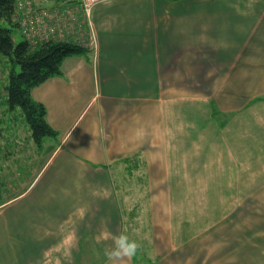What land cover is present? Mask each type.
I'll return each mask as SVG.
<instances>
[{"label": "crops", "instance_id": "obj_1", "mask_svg": "<svg viewBox=\"0 0 264 264\" xmlns=\"http://www.w3.org/2000/svg\"><path fill=\"white\" fill-rule=\"evenodd\" d=\"M91 16L98 48L32 90L56 137L0 100V264H108L125 229L121 264H264V0Z\"/></svg>", "mask_w": 264, "mask_h": 264}, {"label": "trees", "instance_id": "obj_2", "mask_svg": "<svg viewBox=\"0 0 264 264\" xmlns=\"http://www.w3.org/2000/svg\"><path fill=\"white\" fill-rule=\"evenodd\" d=\"M18 0H0V54L9 67L8 83L4 84L5 105L10 110L20 107L24 121L32 131L38 147L48 136L56 137L58 131L47 119V108L32 95L34 87L49 78L63 74L64 59L72 55H88L91 49L76 39H30L22 31L17 19ZM60 4L68 1L57 0ZM15 28L21 30L23 39H14ZM217 112V111H216ZM22 117V116H21ZM2 183L0 181V191Z\"/></svg>", "mask_w": 264, "mask_h": 264}, {"label": "built area", "instance_id": "obj_3", "mask_svg": "<svg viewBox=\"0 0 264 264\" xmlns=\"http://www.w3.org/2000/svg\"><path fill=\"white\" fill-rule=\"evenodd\" d=\"M106 0H18L16 16L23 33L30 39H76L88 47H97L92 21L93 8Z\"/></svg>", "mask_w": 264, "mask_h": 264}, {"label": "clouds", "instance_id": "obj_4", "mask_svg": "<svg viewBox=\"0 0 264 264\" xmlns=\"http://www.w3.org/2000/svg\"><path fill=\"white\" fill-rule=\"evenodd\" d=\"M110 241L111 243L104 248V256L108 264H121L126 258L131 259L137 254L140 244L132 239L127 230H122L119 234L107 233L98 238L97 242Z\"/></svg>", "mask_w": 264, "mask_h": 264}, {"label": "rangeland", "instance_id": "obj_5", "mask_svg": "<svg viewBox=\"0 0 264 264\" xmlns=\"http://www.w3.org/2000/svg\"><path fill=\"white\" fill-rule=\"evenodd\" d=\"M14 39L16 41H19V40L23 39L21 30L18 29V28H15ZM97 48H98V42H97ZM5 58L6 57L4 55H1L0 54V100H4V101H5V98H6V93H4V84L6 85L8 83V80L7 79H8V72H9L8 71L9 70V67H8V65L6 63L7 60ZM5 107H6L5 108V111L7 112V115H10V116L14 117L13 124L15 126L19 127L20 125L17 122H18V118L19 117H21V116L23 117L22 109L20 107H18L15 110H10L8 108V106H5ZM25 124H27L26 121H25ZM124 206H125V210H126V217L128 218V221H129L130 215H131V211L129 209V206L126 204V197H124ZM132 216L136 220L141 217V215H139V216L132 215ZM133 221H134V219H133ZM143 226L145 228V224Z\"/></svg>", "mask_w": 264, "mask_h": 264}]
</instances>
